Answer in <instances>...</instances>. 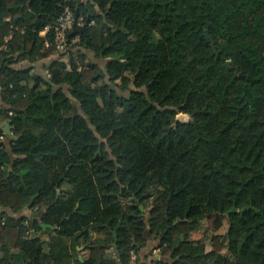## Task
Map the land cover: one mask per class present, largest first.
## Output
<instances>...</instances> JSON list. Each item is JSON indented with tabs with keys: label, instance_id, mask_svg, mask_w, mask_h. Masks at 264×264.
Returning <instances> with one entry per match:
<instances>
[{
	"label": "trees",
	"instance_id": "obj_1",
	"mask_svg": "<svg viewBox=\"0 0 264 264\" xmlns=\"http://www.w3.org/2000/svg\"><path fill=\"white\" fill-rule=\"evenodd\" d=\"M0 116V264H264V0H0Z\"/></svg>",
	"mask_w": 264,
	"mask_h": 264
},
{
	"label": "crops",
	"instance_id": "obj_2",
	"mask_svg": "<svg viewBox=\"0 0 264 264\" xmlns=\"http://www.w3.org/2000/svg\"><path fill=\"white\" fill-rule=\"evenodd\" d=\"M47 31H48V28H46V29H44L41 33H40V35L41 36H44L46 33H47ZM45 61H41V62H39L37 65V68H40V66H41V64L42 63H44ZM5 123H8L5 119H3V117H1L0 116V126L4 129L5 128ZM21 215L22 216H26V217H28V218H36V217H39V215L38 214H36L35 212H33V210H29L28 208L27 209H25L24 211H22L21 212ZM10 216H15L14 214H11ZM145 216H146V213H145ZM148 216V215H147ZM43 226H45V227H43ZM48 226V227H47ZM41 228L43 229V231L44 232H46V231H48V230H54V227L53 226H51V225H48V224H41ZM192 234H194V233H192ZM191 234V235H192ZM114 235H116V234H114ZM43 239H46V236L44 235L43 237H42ZM114 239H115V237H114ZM68 246L69 245H71L72 244V241H71V239H68ZM116 245L114 244L113 245V251L115 252V250H114V247H115ZM47 248V246H45V249ZM152 248V244H151V242H149L148 244H147V247L146 248H144L138 255V257H139V263H141V264H143V263H145V262H148V260H150V259H148L147 258V256H148V254H149V251H150V249ZM155 250H153L152 251V253H151V255L154 257V258H156L157 257V252H154ZM75 252H76V254H77V256H78V258H79V260H80V262L82 263L83 262V259L84 258H86V257H88V255H89V249H87V246H84V245H76L75 246ZM115 254H116V252H115ZM119 255V254H118ZM116 256H117V254H116ZM163 261H165V262H167L168 261V259H163ZM117 262H118V264H120V261H119V258H117ZM138 263V264H139Z\"/></svg>",
	"mask_w": 264,
	"mask_h": 264
},
{
	"label": "built area",
	"instance_id": "obj_3",
	"mask_svg": "<svg viewBox=\"0 0 264 264\" xmlns=\"http://www.w3.org/2000/svg\"><path fill=\"white\" fill-rule=\"evenodd\" d=\"M73 24H74L73 13L68 8H65L61 13V15L59 16L57 20V24L53 29L54 44L57 51L64 52L66 50V46H67L66 33L72 29ZM45 46L47 47L48 44L46 43ZM135 260H136V255L132 254L130 264H134Z\"/></svg>",
	"mask_w": 264,
	"mask_h": 264
},
{
	"label": "rangeland",
	"instance_id": "obj_4",
	"mask_svg": "<svg viewBox=\"0 0 264 264\" xmlns=\"http://www.w3.org/2000/svg\"><path fill=\"white\" fill-rule=\"evenodd\" d=\"M87 59L91 63H98L100 67H102V65H103L101 58L98 57V53H89ZM122 94L127 97V94H125V93H122ZM176 120L181 121V122H188L191 120V118L189 115L180 113L176 116ZM201 225L202 226H200L198 231H196L194 234L190 235V238L192 240H200L203 237L207 236V241H209L210 237L212 236V232L210 231L207 234H205V233L207 232V230H210L213 227L212 219H210V218L205 219ZM224 232H225V227L222 225V227L217 232H215L214 235H217V234L219 235V234H222ZM207 243L209 244L210 242H207ZM209 246H210V244H209ZM210 248H211V246L208 247V249H210Z\"/></svg>",
	"mask_w": 264,
	"mask_h": 264
},
{
	"label": "water",
	"instance_id": "obj_5",
	"mask_svg": "<svg viewBox=\"0 0 264 264\" xmlns=\"http://www.w3.org/2000/svg\"><path fill=\"white\" fill-rule=\"evenodd\" d=\"M169 2H170V1H169ZM205 38H206L207 40L210 41L211 48H212L213 52H216L215 42H214V40L212 39V37L208 34L207 31H205ZM227 65L230 66V62H227ZM4 131H5L7 134H9V133L11 132V128H10V126H9V123H5ZM139 209H140V211H141L142 213L144 212V209H143L141 206L139 207ZM236 212H237V210H236L235 208H233L231 211H229V212L226 213V216L229 215L230 213H236ZM43 227H45V226H43ZM47 227H48V226H47ZM45 228H46V227H45ZM114 237H115V239H116V235H114ZM145 237H146V239H147V235H145ZM114 250H115V252H116V254H117V258H119V255H118V252H117V248H116V246L114 247Z\"/></svg>",
	"mask_w": 264,
	"mask_h": 264
}]
</instances>
